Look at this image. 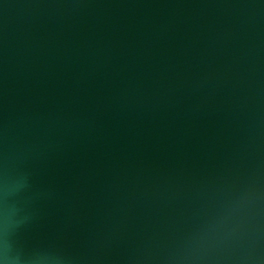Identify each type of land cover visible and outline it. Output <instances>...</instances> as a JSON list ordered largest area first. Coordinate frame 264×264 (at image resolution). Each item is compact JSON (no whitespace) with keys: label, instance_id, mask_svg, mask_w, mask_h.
<instances>
[{"label":"water","instance_id":"obj_1","mask_svg":"<svg viewBox=\"0 0 264 264\" xmlns=\"http://www.w3.org/2000/svg\"><path fill=\"white\" fill-rule=\"evenodd\" d=\"M0 264H264V0H0Z\"/></svg>","mask_w":264,"mask_h":264}]
</instances>
